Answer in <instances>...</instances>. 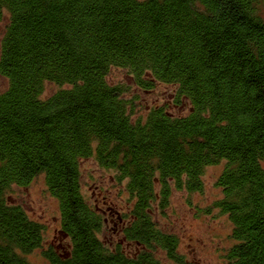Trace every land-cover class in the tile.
<instances>
[{"label":"trees","instance_id":"16d2710c","mask_svg":"<svg viewBox=\"0 0 264 264\" xmlns=\"http://www.w3.org/2000/svg\"><path fill=\"white\" fill-rule=\"evenodd\" d=\"M264 0H0V264H32L44 226L11 203L12 185L41 175L59 207L64 244L50 264L187 262L178 237L154 221L172 189L201 190L222 163L213 205L231 223L230 264H264ZM124 69L145 92L168 96L134 116ZM46 83L58 89L43 96ZM94 156L128 193L123 236L99 232L105 214L81 189ZM110 213L111 207H107ZM125 221V222H124Z\"/></svg>","mask_w":264,"mask_h":264},{"label":"rangeland","instance_id":"374dc122","mask_svg":"<svg viewBox=\"0 0 264 264\" xmlns=\"http://www.w3.org/2000/svg\"><path fill=\"white\" fill-rule=\"evenodd\" d=\"M264 17V8L260 10ZM8 13L0 17V37L3 34ZM109 81L123 82L128 85L126 97L134 101L136 116L143 113L152 104L161 102L168 96L169 87L158 84L155 90L145 92L137 87L121 68H112L108 75ZM7 88V79L0 74V92ZM58 86L46 83L43 96L54 93ZM264 166V161L262 162ZM81 189L91 204H96L104 211V224L99 232L103 242L112 244L123 236L122 227L115 212L126 214L128 218V193L122 182L116 181L113 170L104 168L96 161L94 156L81 159L79 162ZM222 163L207 166L202 174L203 186L201 190L187 191L186 189H172L167 203L160 207L157 202L152 203V217L158 227L175 234L178 237V251L187 262L196 264H230L223 254L231 243L229 232L231 223L227 216L213 205L221 196V189L216 185L217 175L220 173ZM7 198L11 203L23 206L28 215L41 222L44 226V242L41 248L27 253L26 257L32 264H50L43 256L42 249L50 244L62 243L59 237V207L57 200L51 196L45 187L43 177L36 176L28 185H12ZM111 207L110 213H107ZM125 222V221H124ZM160 264H175L156 250Z\"/></svg>","mask_w":264,"mask_h":264}]
</instances>
